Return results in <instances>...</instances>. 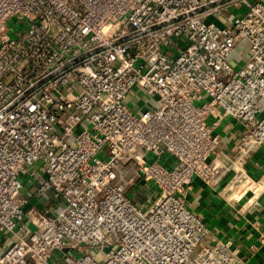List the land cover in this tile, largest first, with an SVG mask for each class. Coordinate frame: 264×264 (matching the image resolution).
<instances>
[{
  "label": "built area",
  "instance_id": "obj_1",
  "mask_svg": "<svg viewBox=\"0 0 264 264\" xmlns=\"http://www.w3.org/2000/svg\"><path fill=\"white\" fill-rule=\"evenodd\" d=\"M259 151L264 0H0V264H243L188 194Z\"/></svg>",
  "mask_w": 264,
  "mask_h": 264
},
{
  "label": "crops",
  "instance_id": "obj_2",
  "mask_svg": "<svg viewBox=\"0 0 264 264\" xmlns=\"http://www.w3.org/2000/svg\"><path fill=\"white\" fill-rule=\"evenodd\" d=\"M246 45L245 40L241 41L238 53L246 55L248 53ZM236 128L235 119L229 118L222 123L219 131L224 147L236 146L238 139ZM249 168L255 176L264 172L263 152L255 153ZM222 186L223 184L211 188L199 178H195L188 194L190 208L205 220L213 235L232 242L243 264H264V244L260 242L264 236V193L244 196L231 203L221 196ZM29 189H25L24 193L28 194ZM33 201H36V198Z\"/></svg>",
  "mask_w": 264,
  "mask_h": 264
},
{
  "label": "rangeland",
  "instance_id": "obj_3",
  "mask_svg": "<svg viewBox=\"0 0 264 264\" xmlns=\"http://www.w3.org/2000/svg\"><path fill=\"white\" fill-rule=\"evenodd\" d=\"M237 54V55H236ZM235 54V57H234V59L237 61V60H239L240 59V56H239V54L238 53H236Z\"/></svg>",
  "mask_w": 264,
  "mask_h": 264
}]
</instances>
